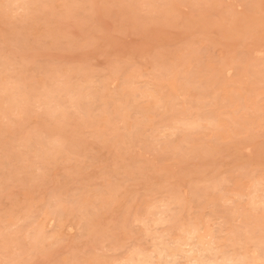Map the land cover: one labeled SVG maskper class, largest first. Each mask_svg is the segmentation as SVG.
<instances>
[{
    "label": "rangeland",
    "instance_id": "374dc122",
    "mask_svg": "<svg viewBox=\"0 0 264 264\" xmlns=\"http://www.w3.org/2000/svg\"><path fill=\"white\" fill-rule=\"evenodd\" d=\"M247 247L264 264V0H0V264Z\"/></svg>",
    "mask_w": 264,
    "mask_h": 264
},
{
    "label": "bare ground",
    "instance_id": "6f19581e",
    "mask_svg": "<svg viewBox=\"0 0 264 264\" xmlns=\"http://www.w3.org/2000/svg\"><path fill=\"white\" fill-rule=\"evenodd\" d=\"M228 76H229V74H228ZM193 240L196 241V242L194 243V245L192 247H194V246H196V247H203L204 244H206V243L208 244L209 243L210 238L208 237V235H205V234H195V235H190V236H188L187 234H185L182 237V240H181L180 244H183L184 242L190 243ZM239 246L241 248H243L242 245H239ZM160 247L162 248V251H165L166 250L167 253H168L167 255L168 256L170 255V257L171 256L173 257L174 254L176 255L177 253H180L181 252L180 250H175V251L172 252V248L170 246H168V244L165 243V242H161ZM261 258H262V256H261V254L259 253L258 250L254 249V248L247 247V248H245L243 250V252H238V253L235 252V253H232L230 255L222 256L219 261L216 260V259H214L210 255L199 254L197 257H195V259H196L195 264H256V263L260 262ZM185 260L186 261H184V264H188L189 260L188 259H185ZM146 262L148 264L150 263L149 260H146Z\"/></svg>",
    "mask_w": 264,
    "mask_h": 264
}]
</instances>
